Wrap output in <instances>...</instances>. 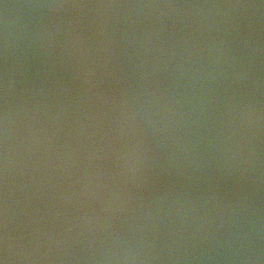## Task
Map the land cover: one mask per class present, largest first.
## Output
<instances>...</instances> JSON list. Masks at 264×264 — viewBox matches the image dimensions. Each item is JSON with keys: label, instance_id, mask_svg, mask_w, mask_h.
I'll return each instance as SVG.
<instances>
[{"label": "water", "instance_id": "95a60500", "mask_svg": "<svg viewBox=\"0 0 264 264\" xmlns=\"http://www.w3.org/2000/svg\"><path fill=\"white\" fill-rule=\"evenodd\" d=\"M0 264H264V0H0Z\"/></svg>", "mask_w": 264, "mask_h": 264}]
</instances>
